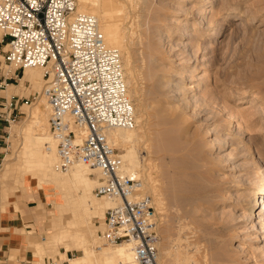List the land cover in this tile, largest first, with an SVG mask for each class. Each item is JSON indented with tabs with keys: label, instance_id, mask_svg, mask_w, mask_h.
I'll use <instances>...</instances> for the list:
<instances>
[{
	"label": "rangeland",
	"instance_id": "obj_1",
	"mask_svg": "<svg viewBox=\"0 0 264 264\" xmlns=\"http://www.w3.org/2000/svg\"><path fill=\"white\" fill-rule=\"evenodd\" d=\"M127 11V51L133 58V80L138 92L131 96L142 115L135 128H139L141 137L144 135L138 145L140 161L156 178L153 177L160 194L151 190L145 170L140 175L148 191L156 200L159 198L158 209L174 202L166 212L159 209L160 258L155 264H175L177 252L191 253L199 264H264V210L263 204H257L264 184V114L252 110L258 104L264 111V0H139ZM169 19L179 22L172 25L177 28L191 20L193 28L181 40L177 34L168 40L162 33ZM5 50L6 39H0V81L3 75H12L8 80L11 88L5 86L0 91V107L5 117L13 109L11 124L4 122L8 132L2 168L6 167V160H15L16 167L11 165L13 172L10 170L8 180L11 209L19 210L17 207L26 206L34 196L40 201L35 199L32 206L45 204L44 216L36 215V206L29 210L36 221L26 223L25 232L34 246V241L44 242L56 217V195L53 191L45 195L30 185L26 192L15 187L22 181L18 174L24 178L33 174L34 168L23 171L19 165V133L28 121L29 109L44 96L45 77L41 74L43 68L39 69L42 88L38 90L30 79L21 81L25 67L15 74L7 73L9 69L15 72V67L4 62ZM186 63L193 76L187 80L186 89L181 90L178 88L183 84ZM201 75L203 85L197 86ZM242 97L249 102L241 103ZM4 105H8L7 109ZM176 106L184 111V122L179 125L171 121V110L180 109ZM232 110L242 111L248 119L230 117ZM226 133L231 139L228 137L221 144L217 140L211 148L212 141ZM116 147L122 152L121 145ZM251 147L263 159L261 170L254 168ZM91 176L99 179L97 173ZM98 183L99 180L95 186ZM95 186L92 192L97 195ZM252 209L260 213L254 222L249 218ZM95 216L91 224L102 227L104 219ZM101 227L96 228L97 234ZM101 240L107 249L114 246ZM164 249L174 255L165 256ZM42 251L36 254L40 260L33 264L56 259L68 264L65 256L82 253L73 242L69 246L52 243ZM60 252H65V256ZM17 263L15 255L7 262L0 261Z\"/></svg>",
	"mask_w": 264,
	"mask_h": 264
},
{
	"label": "built area",
	"instance_id": "obj_2",
	"mask_svg": "<svg viewBox=\"0 0 264 264\" xmlns=\"http://www.w3.org/2000/svg\"><path fill=\"white\" fill-rule=\"evenodd\" d=\"M0 29L6 39V65L15 67V73L26 66L45 69L43 95L61 167L73 162L99 167L96 192L117 200L106 211L100 237L111 245L130 242L137 261L155 263L161 223L156 200L144 191L142 175L120 173L118 148L106 133L137 123L119 50L108 46L95 15L78 12L77 0H0ZM3 76L0 91L12 75ZM1 108L0 169L8 132L4 122L11 124L13 110L5 117Z\"/></svg>",
	"mask_w": 264,
	"mask_h": 264
},
{
	"label": "bare ground",
	"instance_id": "obj_3",
	"mask_svg": "<svg viewBox=\"0 0 264 264\" xmlns=\"http://www.w3.org/2000/svg\"><path fill=\"white\" fill-rule=\"evenodd\" d=\"M77 1H78V12L90 13L95 15L99 21L100 28L104 34L105 41L107 42L108 46L117 48L120 52V55L121 54L123 55L122 62L124 64V70L126 73L125 75H127L126 82L129 87L130 95L132 93L133 94L138 93L137 87L135 85V81L133 80L134 71L131 65V59L133 58H131L129 52L127 51V40L130 36V32L126 24L127 21L126 19L128 17L126 12H128L127 11L128 6L136 5L139 0H77ZM169 21H170L169 24H167V26L165 27L162 33V37L168 38V40L171 39L172 34H177V37L181 40L182 37L188 35L193 28V24L191 20H188L185 26L181 28L172 26L174 23H179V22H174L172 19H169ZM2 35H3V31L0 29L1 40H3ZM180 40H177V43ZM174 46L175 45H173V47ZM29 67L31 66L25 67L26 70L24 71V76L21 78V81L28 78L31 80L30 82L37 85L38 90H41L42 80L39 74L42 71L39 69L43 68V73L41 74H43V76L45 77V80L42 77L45 84L47 83V78H48L44 74L45 73L44 67L41 65H34V68H29ZM184 69L185 70L182 73L183 78L181 79V82H183V84L178 89H181L183 87L186 89L185 86L188 85L187 80L191 79L193 76V72L190 69L189 63H186ZM38 70L41 72H39ZM8 72H12V74H15V72L12 69H9L7 73ZM7 76H11V75L7 74ZM199 80L201 82L197 86L201 85V83L203 85L202 75L199 77ZM6 83L7 86H10L11 88L12 84H8L9 83L8 81ZM249 100L250 99L244 97L240 98L241 103L249 102ZM256 105L253 106L252 110L253 111L260 110V114H264V111L261 109V107L258 106V104ZM176 107L178 108V106ZM179 108L178 109L181 111L176 109L171 110L172 111L171 113L174 116L173 120L171 121L175 123L177 122L178 123L177 125H179V123L184 122V113H183L184 111H182L181 107ZM136 112H137L136 125L137 124L139 125V122H141L142 115L138 113L137 108H136ZM237 115L241 116L240 118H242L243 120H245L246 119L245 116H247L246 114L244 116V113L238 110L237 111L232 110V112L230 113V117H234ZM229 125H231V123ZM50 126H51L50 108L45 96H43L41 100H39L29 109L28 121L26 122V125L24 127L20 128V133H19L21 135V137L19 136L21 138L20 141L22 142L21 144L19 143L20 150H18L19 153L18 161L21 162L19 163V165L22 164L21 165L22 169L21 166L18 169L26 171L28 169L30 170L34 168V170L32 171L33 174L31 173L32 176L28 178L25 177L26 178L25 179L22 176L23 174L20 173L22 171L18 170L20 173L18 175L20 177L22 176L21 178L18 176L19 177L18 179H22V180L25 179L22 187L26 191L29 190L28 186L30 185L33 188L39 189L43 194H45L47 191L49 192L53 191V193L55 192L56 195L55 196L56 199L54 198V200L56 201L54 205V208L56 210L55 219L58 221L59 228L55 229L54 231H51V233H47V237L44 238V242L36 243L35 248L40 253H42L43 252L42 250H46V248H48V246L51 245L52 243H56V242L65 243L66 245L69 246L73 242V244L77 248H79L82 251V253L75 257H67L65 256V252L62 253V255H64L68 260V264H145L136 260V252L133 244L130 242H122V243L114 244V246H112V248L110 249H107L106 246H103L101 244L102 238L100 237V234L96 233L97 231L96 228L101 227V225L94 227L93 224H91V219L94 215H96L95 217L99 216L100 218L103 219L105 217L107 209L115 205L117 200L109 197L104 198L105 196H101L98 193L97 195L93 194L92 188L95 186L98 180L100 182L101 180L100 177L102 176L101 169L99 167L91 166L82 162H73L69 165L68 168L61 167L59 153H58L57 139L50 130ZM135 127L133 128L111 127L108 128L106 133L112 144L121 145L122 152L119 153L121 158L120 173L129 174V175H134V174L140 175V172L141 171L143 172L145 170L146 175L148 176L147 178L151 183V188H152L151 190L154 191L156 195H159L160 194L158 192L159 189L155 181L156 178L150 174L149 172L150 170L148 171L147 169H144L146 165L145 166L143 165L144 167L141 165L142 160L140 161V158L142 157L139 155L138 145L140 140H142L141 138L142 137L144 138V135H142L141 137L142 133L139 132L140 131L138 130L139 128L137 129ZM227 135L228 133H226L223 136V138L219 137L214 139L212 141L211 148L216 146L217 140L219 144L227 142L226 138L229 137ZM228 139H231V137H229ZM224 154H228V153H224ZM251 155H254V159L252 160L253 165L255 166L254 168L257 171L261 170L263 165V159L258 154V152H255V147L251 149ZM11 161L9 162V160H6V167L0 169V210L1 211H5V210L9 211L10 200H6V195L4 190L8 188L9 173L11 172L10 170H12L11 165H15L14 167H16V164H13V161L15 160L13 159V161L12 162ZM16 169L14 170V172L16 171ZM95 173L99 174V179H96L91 176L92 174ZM148 190L149 189L146 187L145 184L144 191L149 192ZM53 193L49 195H52ZM263 194H264V184L260 187L261 200L257 202V204H263V210H264ZM31 198L40 200L35 196ZM158 199L159 198L157 197V200L156 199L155 200L159 202ZM173 203L174 202H171V204L166 203V205H163L160 208L162 209L163 212H166L168 208L173 206ZM39 205L42 207V205L45 204L41 203ZM17 209L21 210V207L19 206L17 207ZM249 214H250L249 218L251 219L252 222H254V218L260 216L258 209H252L251 211H249ZM263 240H264V235H263ZM158 248H159V243H158ZM165 254H166L165 256H169V257L174 255V253L169 249L165 252ZM174 257H175L174 262H176L175 264H199L198 261H196L195 259L196 257L194 256L195 257L194 258L193 256H191V253L185 254V253L177 252L175 253Z\"/></svg>",
	"mask_w": 264,
	"mask_h": 264
},
{
	"label": "crops",
	"instance_id": "obj_4",
	"mask_svg": "<svg viewBox=\"0 0 264 264\" xmlns=\"http://www.w3.org/2000/svg\"><path fill=\"white\" fill-rule=\"evenodd\" d=\"M23 184L24 182L22 180L21 184L15 188L22 192H26L22 187ZM4 192L6 200H11L9 189L6 188ZM32 201H35V199L30 200L26 206H22L21 210H14L10 207L9 211L0 210V261L7 262L11 255H15V259L18 261L17 264H33L34 261L40 260V257L36 254L41 253L35 248L36 243L40 241H34V246H32L30 242L31 240H29V235L25 232V228L28 222L35 223L36 221V217L34 218L33 215L29 214V210L36 206L38 209L36 215L44 216L45 208H42L39 204L32 206L30 204ZM49 226L50 228H48L47 233H51V231L59 228L58 221L54 219ZM60 253L62 254L64 252Z\"/></svg>",
	"mask_w": 264,
	"mask_h": 264
}]
</instances>
